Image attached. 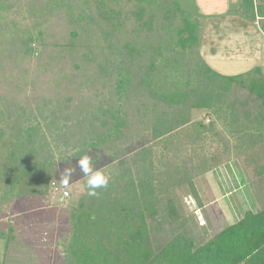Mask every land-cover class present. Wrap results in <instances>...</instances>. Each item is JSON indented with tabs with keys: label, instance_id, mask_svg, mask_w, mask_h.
<instances>
[{
	"label": "rangeland",
	"instance_id": "1",
	"mask_svg": "<svg viewBox=\"0 0 264 264\" xmlns=\"http://www.w3.org/2000/svg\"><path fill=\"white\" fill-rule=\"evenodd\" d=\"M175 1L198 16L195 0ZM111 8L129 15L133 0H0V107L35 108L44 101L49 104V115L67 106L65 112L77 120L87 112L118 107L121 102L116 86L121 75H129L132 84L122 100L127 122L120 126L114 152L102 147L90 151L89 156L94 170H103L110 182L121 173L122 159L137 173L135 155L143 147L154 149L156 168L163 165L164 158L187 166L188 172L184 170L175 179L177 185L159 190L156 216L148 222L153 246L159 250L179 235L200 245L246 214L264 210V175L259 172L264 165V146L257 128L248 133L259 144L255 150L237 146L244 145V139H235V128L222 116L191 109L183 120L179 117V123L188 120L172 134L171 145L152 137L154 118L143 114L144 106L153 108L156 103L152 90L142 85L146 54L152 48V88L176 90L188 79L190 64L195 61L193 46L185 41L188 34H183L182 40L169 29L170 23L164 30L166 19L162 17L151 33L140 29L131 16L115 31ZM28 36L34 39L31 54L23 50ZM203 36L204 32L201 55ZM166 51L169 58L164 60ZM257 54H251L253 64ZM236 64L239 70L246 66ZM100 119L112 121L104 114ZM7 141L0 140V174L2 159L8 153ZM124 149L125 156L119 154ZM236 151L243 153L242 157L237 159ZM78 161L69 158L59 164L57 189H48L46 196L0 202V264L66 263L64 246L70 237L71 207L87 194ZM69 167L75 171L65 187L62 173ZM185 175L191 182L182 181ZM199 217L204 221L202 226Z\"/></svg>",
	"mask_w": 264,
	"mask_h": 264
},
{
	"label": "trees",
	"instance_id": "2",
	"mask_svg": "<svg viewBox=\"0 0 264 264\" xmlns=\"http://www.w3.org/2000/svg\"><path fill=\"white\" fill-rule=\"evenodd\" d=\"M244 5L243 12L254 21L252 0H246ZM110 12L115 31L129 16L148 33L155 29L158 17L165 18L168 21L162 23V28L165 30L170 23L169 29L181 39L187 33L185 41L195 51L188 79L173 91L152 88V48L146 54L142 85L152 90L151 98L156 103L153 108L144 106L143 114L150 113L154 118L152 137L155 140L171 145L172 134L186 126L188 120L179 123V117L183 120L191 109H206L214 116L219 114L227 125L235 128V139L241 142L244 139V145L237 146L253 150L259 146L255 136L251 139L248 134L253 131H249L251 128L254 132L259 130L260 145L264 146V77L258 68L239 76H225L211 69L200 51L205 28L203 18L186 11L175 0H133L129 15L112 8ZM28 37L23 41V50L31 54L34 39ZM188 55L192 56L190 52ZM168 58L166 51L163 59ZM131 79L129 75H121L116 86L119 104L121 102L118 107L93 114L87 112L77 120L70 112H65L67 106L49 115V104L44 101L35 108L1 106L0 140L8 139V153L2 159L0 202L46 196L48 189H57L60 163L69 158L79 160L102 147L114 152L113 143L119 137L120 126H126L127 122L122 100L129 92ZM102 113L112 121L101 120ZM119 154L125 156V149ZM242 154L237 152L236 158ZM135 157L139 168L136 174L128 167V161L122 159L121 173L106 189L98 190V197L86 194L76 207H71L70 237L64 246L65 264H264V210L246 214L200 245L179 235L163 248L156 249L148 222L156 216L159 190L177 185L175 179L189 169L169 158H164L163 165L156 168L154 149L150 147H143ZM259 169L260 175H264V165ZM182 181L191 182L188 175Z\"/></svg>",
	"mask_w": 264,
	"mask_h": 264
},
{
	"label": "crops",
	"instance_id": "3",
	"mask_svg": "<svg viewBox=\"0 0 264 264\" xmlns=\"http://www.w3.org/2000/svg\"><path fill=\"white\" fill-rule=\"evenodd\" d=\"M245 1L195 0L198 16L205 22L203 60L225 76L244 75L258 68L264 77V0H252L254 21L242 10ZM255 47L258 49L254 50ZM254 51L258 53L255 64L250 61ZM232 58L246 66L235 69L238 66Z\"/></svg>",
	"mask_w": 264,
	"mask_h": 264
},
{
	"label": "clouds",
	"instance_id": "4",
	"mask_svg": "<svg viewBox=\"0 0 264 264\" xmlns=\"http://www.w3.org/2000/svg\"><path fill=\"white\" fill-rule=\"evenodd\" d=\"M78 165L86 180L87 194L98 197L100 194L98 190L106 189L109 186L111 177L106 175L103 170H94L93 160L88 154L80 157ZM74 171L75 168L69 167L62 173L61 182L65 187L69 185Z\"/></svg>",
	"mask_w": 264,
	"mask_h": 264
},
{
	"label": "built area",
	"instance_id": "5",
	"mask_svg": "<svg viewBox=\"0 0 264 264\" xmlns=\"http://www.w3.org/2000/svg\"><path fill=\"white\" fill-rule=\"evenodd\" d=\"M65 196H68V193L67 192H65ZM199 220L201 222V226L204 225V221H202V218L201 217H199Z\"/></svg>",
	"mask_w": 264,
	"mask_h": 264
}]
</instances>
